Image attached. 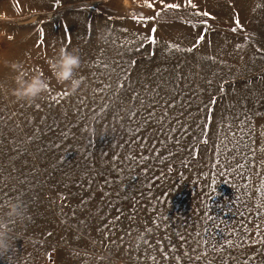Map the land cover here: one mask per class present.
I'll return each instance as SVG.
<instances>
[{"label":"rangeland","instance_id":"374dc122","mask_svg":"<svg viewBox=\"0 0 264 264\" xmlns=\"http://www.w3.org/2000/svg\"><path fill=\"white\" fill-rule=\"evenodd\" d=\"M61 47L76 92L49 70ZM4 61L42 98L16 102ZM12 202L0 264H264V0H0Z\"/></svg>","mask_w":264,"mask_h":264},{"label":"clouds","instance_id":"9594fccd","mask_svg":"<svg viewBox=\"0 0 264 264\" xmlns=\"http://www.w3.org/2000/svg\"><path fill=\"white\" fill-rule=\"evenodd\" d=\"M11 22V21H10ZM49 70L56 82L68 85L72 92L81 87V81L76 72L81 66V57L78 50H67L61 47L58 54L48 61ZM15 75L12 77L14 87L10 89L11 97L18 103L31 104L42 98L48 90V82L42 74L32 72L22 61H4ZM19 202H12L7 212L0 215V257L5 258L13 249L15 239L8 228L9 221L20 223L23 215Z\"/></svg>","mask_w":264,"mask_h":264},{"label":"snow or ice","instance_id":"6c2138e0","mask_svg":"<svg viewBox=\"0 0 264 264\" xmlns=\"http://www.w3.org/2000/svg\"><path fill=\"white\" fill-rule=\"evenodd\" d=\"M190 2V0H189ZM149 7H151L152 5L151 4H148ZM168 8H174V7H177L176 5H167ZM204 15H208L207 13H205ZM153 33L156 31L155 29L152 30ZM153 42H155V38L153 37ZM144 159H147V157H144ZM178 259V258H177Z\"/></svg>","mask_w":264,"mask_h":264}]
</instances>
